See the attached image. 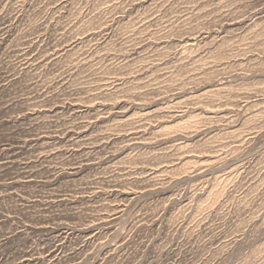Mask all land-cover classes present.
<instances>
[{"label": "rangeland", "instance_id": "1", "mask_svg": "<svg viewBox=\"0 0 264 264\" xmlns=\"http://www.w3.org/2000/svg\"><path fill=\"white\" fill-rule=\"evenodd\" d=\"M0 264H264V0H0Z\"/></svg>", "mask_w": 264, "mask_h": 264}]
</instances>
